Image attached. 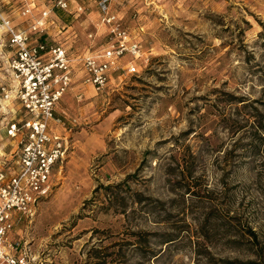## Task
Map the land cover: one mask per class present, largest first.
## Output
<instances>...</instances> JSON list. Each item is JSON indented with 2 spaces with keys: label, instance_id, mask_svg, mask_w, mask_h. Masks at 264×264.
Segmentation results:
<instances>
[{
  "label": "rangeland",
  "instance_id": "rangeland-1",
  "mask_svg": "<svg viewBox=\"0 0 264 264\" xmlns=\"http://www.w3.org/2000/svg\"><path fill=\"white\" fill-rule=\"evenodd\" d=\"M5 3L21 23L17 3ZM110 9L149 61L132 73L125 54L100 90L76 66L55 110L68 154L12 236L42 264H264V0H111ZM87 12L96 31L98 13ZM64 20L79 34L73 47L88 45L86 23ZM6 41L0 30V72Z\"/></svg>",
  "mask_w": 264,
  "mask_h": 264
},
{
  "label": "built area",
  "instance_id": "built-area-1",
  "mask_svg": "<svg viewBox=\"0 0 264 264\" xmlns=\"http://www.w3.org/2000/svg\"><path fill=\"white\" fill-rule=\"evenodd\" d=\"M11 1L17 6L10 8L23 21L14 23L0 6V30L10 48L0 72V140L14 143L8 150L0 149V264H35L29 243L12 236V231L17 222L29 221L51 194L55 173L68 154V136L58 131L55 110L76 66L83 72V82L100 90L125 54L133 56L127 68L132 73L145 67L149 57L123 18L111 11V0H6L5 4ZM90 6L98 13L96 31L84 32L88 45L73 47L79 34L59 13L82 22ZM100 26L105 27V43L95 48ZM138 58L141 62L136 64Z\"/></svg>",
  "mask_w": 264,
  "mask_h": 264
},
{
  "label": "trees",
  "instance_id": "trees-1",
  "mask_svg": "<svg viewBox=\"0 0 264 264\" xmlns=\"http://www.w3.org/2000/svg\"><path fill=\"white\" fill-rule=\"evenodd\" d=\"M59 14H60V16H61L62 18H65L64 15H63V13H59ZM67 22H68V21H67ZM248 234L252 237V241L257 242V235H256V233H255L254 231L250 230ZM170 240H171V239H170ZM168 241H169V240H167V241H165V242H168ZM230 242L235 243L236 241L233 240V239H230ZM258 254H259V253H258ZM259 256H260V255H259ZM240 264H260V263H258V262L255 261V260H249V261H247V262L240 263Z\"/></svg>",
  "mask_w": 264,
  "mask_h": 264
},
{
  "label": "crops",
  "instance_id": "crops-1",
  "mask_svg": "<svg viewBox=\"0 0 264 264\" xmlns=\"http://www.w3.org/2000/svg\"><path fill=\"white\" fill-rule=\"evenodd\" d=\"M118 16H120V15H118ZM120 17H122V18H123V16H120ZM122 22H123V20H122ZM77 23H79V24L86 23V25H87V26L85 25L86 27H84V28H85V29H87V30H89V28H88L89 26H88V23H87V21H86V20H84V21H82V22H79V21H78ZM76 70H77V69H76ZM81 72H82V71H81ZM75 74H76V71L74 72V74H73V77H74V75H75ZM72 80H73V79H72ZM56 119H58V121H60V119H59V118H56ZM56 126H57V123H56ZM57 128H58V126H57Z\"/></svg>",
  "mask_w": 264,
  "mask_h": 264
}]
</instances>
